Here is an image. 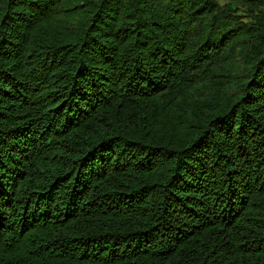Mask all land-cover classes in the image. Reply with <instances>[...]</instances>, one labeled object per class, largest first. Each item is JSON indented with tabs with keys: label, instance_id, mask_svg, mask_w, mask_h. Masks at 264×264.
I'll return each instance as SVG.
<instances>
[{
	"label": "trees",
	"instance_id": "obj_1",
	"mask_svg": "<svg viewBox=\"0 0 264 264\" xmlns=\"http://www.w3.org/2000/svg\"><path fill=\"white\" fill-rule=\"evenodd\" d=\"M0 264H264V0H0Z\"/></svg>",
	"mask_w": 264,
	"mask_h": 264
}]
</instances>
